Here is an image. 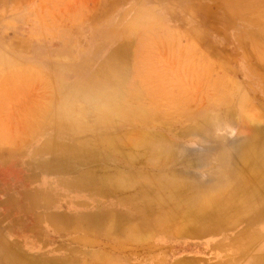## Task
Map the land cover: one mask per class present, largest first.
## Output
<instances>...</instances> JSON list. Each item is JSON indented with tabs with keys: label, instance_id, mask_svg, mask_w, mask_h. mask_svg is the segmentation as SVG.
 <instances>
[{
	"label": "rangeland",
	"instance_id": "rangeland-1",
	"mask_svg": "<svg viewBox=\"0 0 264 264\" xmlns=\"http://www.w3.org/2000/svg\"><path fill=\"white\" fill-rule=\"evenodd\" d=\"M258 140L264 0H0V264H264Z\"/></svg>",
	"mask_w": 264,
	"mask_h": 264
},
{
	"label": "bare ground",
	"instance_id": "bare-ground-1",
	"mask_svg": "<svg viewBox=\"0 0 264 264\" xmlns=\"http://www.w3.org/2000/svg\"><path fill=\"white\" fill-rule=\"evenodd\" d=\"M243 167L245 170L254 169L255 172L252 177L247 179L245 178L244 173L236 175V179L240 181L239 183H241L238 185L236 193H240L241 200L239 199L240 206L236 207V210L234 211V214H236L235 219L239 218L238 216L242 213L244 214L248 212L249 214L251 213L250 211H253L254 213L264 208V200L259 198L261 194L259 192L264 193V140H258L250 145V147L248 144L247 149L243 152ZM257 187L260 191L257 189ZM238 194H235L234 198L232 199L226 198V202H220V196L218 195L209 197L208 203L205 205V207L201 208L194 215L197 219H199V221H201L200 226L206 227L208 224H212V228H216V226L218 227V224H220L219 220L225 218L228 209L233 207H229L231 206L229 201L235 199L236 195ZM206 209H210L212 212H209Z\"/></svg>",
	"mask_w": 264,
	"mask_h": 264
}]
</instances>
